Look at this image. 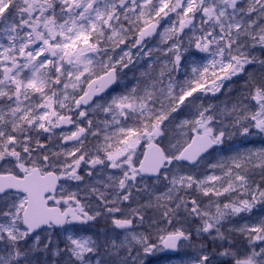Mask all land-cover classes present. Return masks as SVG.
<instances>
[{"label":"snow or ice","instance_id":"obj_1","mask_svg":"<svg viewBox=\"0 0 264 264\" xmlns=\"http://www.w3.org/2000/svg\"><path fill=\"white\" fill-rule=\"evenodd\" d=\"M251 137L264 0H0V264H264Z\"/></svg>","mask_w":264,"mask_h":264},{"label":"rangeland","instance_id":"obj_2","mask_svg":"<svg viewBox=\"0 0 264 264\" xmlns=\"http://www.w3.org/2000/svg\"><path fill=\"white\" fill-rule=\"evenodd\" d=\"M150 44L152 46H156L158 45L159 39L156 38L154 40L150 39ZM135 59V58H134ZM142 63V62H141ZM142 70L140 68V65H137V67L135 68V73L138 76L139 75V71ZM238 96V92L234 93L231 97H224L221 96L219 98V100H208V99H204L205 103H221L224 102L226 100H234L236 97ZM72 126H68V127H64L65 129H63L64 131H67L71 128ZM61 131V129H60ZM92 138L90 137L89 140H91ZM250 142H241L239 139L235 140V146L237 148L240 149V151L244 152L247 149H260V148H264V139H262L261 137H251L249 138ZM70 184L74 183V182H69ZM71 190H74L71 189ZM104 222L100 221L99 224L97 225L98 228H103ZM191 249H181L179 251H177V253L174 256H167L163 250L158 251L157 253H155L154 255L148 257V260L150 262V264H189L190 258H191Z\"/></svg>","mask_w":264,"mask_h":264},{"label":"flooded vegetation","instance_id":"obj_3","mask_svg":"<svg viewBox=\"0 0 264 264\" xmlns=\"http://www.w3.org/2000/svg\"><path fill=\"white\" fill-rule=\"evenodd\" d=\"M131 67V66H130ZM123 73H126L127 75L126 76H123ZM136 75V73H135V69H132V70H129V69H124V70H122V73H121V76H122V83H118V84H114V85H112V88L113 89H116V91L118 92V91H120V90H122V88H123V86L125 85V84H131L132 82H134L133 80H132V77H133V75ZM207 101V100H206ZM205 101V102H206ZM65 127H68V126H65ZM65 129V128H64ZM74 130V129H73ZM57 131V134H59V132H60V129H57L56 130Z\"/></svg>","mask_w":264,"mask_h":264},{"label":"water","instance_id":"obj_4","mask_svg":"<svg viewBox=\"0 0 264 264\" xmlns=\"http://www.w3.org/2000/svg\"><path fill=\"white\" fill-rule=\"evenodd\" d=\"M166 251V253L167 254H169V255H172V254H174L175 252H173V251H170V250H165Z\"/></svg>","mask_w":264,"mask_h":264},{"label":"trees","instance_id":"obj_5","mask_svg":"<svg viewBox=\"0 0 264 264\" xmlns=\"http://www.w3.org/2000/svg\"><path fill=\"white\" fill-rule=\"evenodd\" d=\"M239 138H237L236 140H238ZM240 140V139H239Z\"/></svg>","mask_w":264,"mask_h":264}]
</instances>
